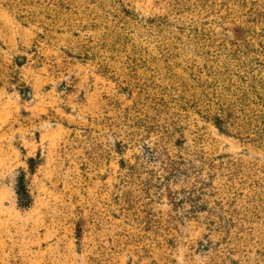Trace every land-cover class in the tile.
<instances>
[{"label":"rangeland","instance_id":"374dc122","mask_svg":"<svg viewBox=\"0 0 264 264\" xmlns=\"http://www.w3.org/2000/svg\"><path fill=\"white\" fill-rule=\"evenodd\" d=\"M0 264H264V0H0Z\"/></svg>","mask_w":264,"mask_h":264},{"label":"trees","instance_id":"16d2710c","mask_svg":"<svg viewBox=\"0 0 264 264\" xmlns=\"http://www.w3.org/2000/svg\"><path fill=\"white\" fill-rule=\"evenodd\" d=\"M20 194H24L26 195V186H25V182H24V177L22 178V182H21V186H20ZM21 199H22V204H24V196L21 195Z\"/></svg>","mask_w":264,"mask_h":264}]
</instances>
